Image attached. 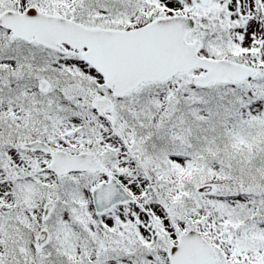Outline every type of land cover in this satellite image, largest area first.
<instances>
[{"label": "snow or ice", "instance_id": "6c2138e0", "mask_svg": "<svg viewBox=\"0 0 264 264\" xmlns=\"http://www.w3.org/2000/svg\"><path fill=\"white\" fill-rule=\"evenodd\" d=\"M0 264H264V0H0Z\"/></svg>", "mask_w": 264, "mask_h": 264}]
</instances>
